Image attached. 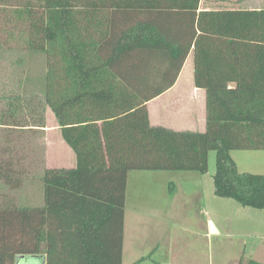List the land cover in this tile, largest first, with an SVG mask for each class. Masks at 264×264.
Masks as SVG:
<instances>
[{"label": "trees", "instance_id": "trees-1", "mask_svg": "<svg viewBox=\"0 0 264 264\" xmlns=\"http://www.w3.org/2000/svg\"><path fill=\"white\" fill-rule=\"evenodd\" d=\"M199 3L0 0L8 36L44 63L39 88L1 97L0 126L45 128L49 109L76 160L42 170L41 206L0 202V264L18 256L122 264L129 172L205 174L210 152L214 194L264 210V175L239 173L230 157L264 151V9L201 11ZM214 46L225 47L219 63ZM191 51L194 85L206 92L205 132L152 127L147 103L174 85ZM24 178L12 161L0 163L9 190Z\"/></svg>", "mask_w": 264, "mask_h": 264}, {"label": "rangeland", "instance_id": "rangeland-1", "mask_svg": "<svg viewBox=\"0 0 264 264\" xmlns=\"http://www.w3.org/2000/svg\"><path fill=\"white\" fill-rule=\"evenodd\" d=\"M10 29L8 23H0V42L5 41L0 46V112L1 97L39 88L44 72L43 56L21 49L8 36ZM45 118V128L0 126V163L12 161L25 177L14 191L0 179V202L8 198L16 206H41L42 170L74 166V154L49 109ZM230 155L238 172L264 175V151H233ZM207 169L205 174L129 172L122 264H136L143 256L148 259L139 264L264 262L257 257L264 252V210L214 194L215 152L208 155ZM15 264L44 262L40 257H25Z\"/></svg>", "mask_w": 264, "mask_h": 264}, {"label": "crops", "instance_id": "crops-1", "mask_svg": "<svg viewBox=\"0 0 264 264\" xmlns=\"http://www.w3.org/2000/svg\"><path fill=\"white\" fill-rule=\"evenodd\" d=\"M218 1L219 3H217ZM230 1L231 3L229 4ZM262 9H264V0H200L199 3V10L201 11ZM228 48L226 46V49ZM212 50L217 58H212L211 60L219 63L220 54L225 51V47L214 46ZM231 62L233 61L231 60ZM147 111L152 127H161L172 132H205L206 92L204 89L196 88L194 85L192 51L187 56L174 85L163 94L149 101L147 103ZM231 159L235 163L232 157ZM73 165L72 168L75 167L76 160ZM257 257L264 258V252L258 254ZM143 258L144 256L141 257V259ZM254 261L264 263L256 259Z\"/></svg>", "mask_w": 264, "mask_h": 264}, {"label": "water", "instance_id": "water-1", "mask_svg": "<svg viewBox=\"0 0 264 264\" xmlns=\"http://www.w3.org/2000/svg\"><path fill=\"white\" fill-rule=\"evenodd\" d=\"M211 228H212V230H211L212 233H215L216 231L214 230V228L213 227H211ZM23 258H24L23 256H18L17 259H16V262L18 263V261L21 260V259H23Z\"/></svg>", "mask_w": 264, "mask_h": 264}]
</instances>
